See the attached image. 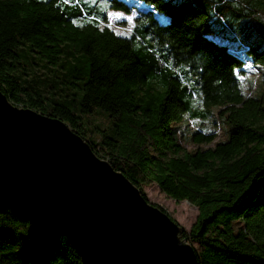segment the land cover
<instances>
[{"label":"trees","instance_id":"obj_1","mask_svg":"<svg viewBox=\"0 0 264 264\" xmlns=\"http://www.w3.org/2000/svg\"><path fill=\"white\" fill-rule=\"evenodd\" d=\"M135 1L0 0V90L64 121L140 190L196 207L181 238L200 264H264V48L248 41L255 25L264 34V0ZM111 13L133 17L116 22L130 31ZM217 25L241 36L245 60ZM92 116L107 125L87 135ZM0 264L82 263L66 238L0 211Z\"/></svg>","mask_w":264,"mask_h":264},{"label":"water","instance_id":"obj_2","mask_svg":"<svg viewBox=\"0 0 264 264\" xmlns=\"http://www.w3.org/2000/svg\"><path fill=\"white\" fill-rule=\"evenodd\" d=\"M0 211L66 238L82 264H200L179 224L64 121L1 90Z\"/></svg>","mask_w":264,"mask_h":264},{"label":"rangeland","instance_id":"obj_3","mask_svg":"<svg viewBox=\"0 0 264 264\" xmlns=\"http://www.w3.org/2000/svg\"><path fill=\"white\" fill-rule=\"evenodd\" d=\"M132 2L137 3V1L136 2L132 1ZM139 5H141V7L146 9V6L144 4L139 3ZM260 12H261V14H260L261 20L264 21V8H262V10ZM116 14H114V13L110 14V17H111L110 20L114 23V25H116V22L124 20L122 18H118L116 16ZM122 16H124V15L122 14ZM116 26H117L116 29L121 34H123V32H121L122 30L124 32L130 31L129 26L125 29L123 28V25L117 24ZM215 31L217 32V34H220V33L226 34L228 39H226L227 41L223 40V42H226L227 44H230L232 47L241 51L240 56L242 59L245 60L247 58V54L245 52L242 53L244 46L240 42L241 36L235 37L233 39V37H234L233 35H231L227 31H223L222 27H220L218 25L215 27ZM251 40L260 43L261 47L264 48V34L261 32V29L258 25H255V27L253 29V33H252L251 37L248 39V41H251ZM259 73L261 75V71H259V72L255 71V73L250 72L248 75L245 76V85L247 87V93L248 94L253 93L256 85L252 88L250 83L253 80H254L255 84L257 83L256 76H258ZM89 121H90L89 125H85V128H84V132L87 135H89L90 130L94 126L105 128L107 125V121L102 116H92L89 118ZM184 124H185V122H184ZM187 124H190V127H188L189 130L194 129L193 128L194 125H195V127H198V123H196V122H194V124H193V123L188 121ZM207 127H209V131L213 130L216 132V134L218 135V137H217L218 141H225L226 140L227 133L225 132V130H227V129H225L226 127L223 123H220L218 125H214L213 120H209V125ZM187 147L191 148V145L187 144ZM141 191H143L145 193V195H146V197L150 203L162 207L179 224V226L182 229H184L187 232H189L191 230V228L195 224L197 216H198V210L196 207L189 204L187 201L176 202L175 200L168 198L164 193H162L160 191L159 187L155 184H152L150 186H144ZM191 245L196 250L200 249L198 244L195 242H192Z\"/></svg>","mask_w":264,"mask_h":264},{"label":"snow or ice","instance_id":"obj_4","mask_svg":"<svg viewBox=\"0 0 264 264\" xmlns=\"http://www.w3.org/2000/svg\"><path fill=\"white\" fill-rule=\"evenodd\" d=\"M77 2H79V0H77ZM63 3H64L65 5H69V4H70V0H63ZM116 16H117L118 18H122V19H124V20L127 21L128 23H131L132 20H133V17H131V16H122V14H120V13H117ZM93 19H95V18H93ZM109 19H111V17H109ZM73 23H76V22L73 21Z\"/></svg>","mask_w":264,"mask_h":264},{"label":"built area","instance_id":"obj_5","mask_svg":"<svg viewBox=\"0 0 264 264\" xmlns=\"http://www.w3.org/2000/svg\"><path fill=\"white\" fill-rule=\"evenodd\" d=\"M130 1L132 2V1H135V0H130ZM135 2H136V1H135Z\"/></svg>","mask_w":264,"mask_h":264}]
</instances>
